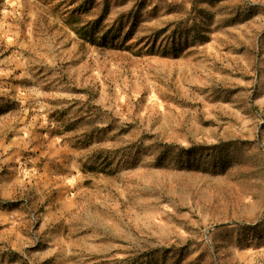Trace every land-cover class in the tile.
<instances>
[{
	"label": "rangeland",
	"instance_id": "rangeland-1",
	"mask_svg": "<svg viewBox=\"0 0 264 264\" xmlns=\"http://www.w3.org/2000/svg\"><path fill=\"white\" fill-rule=\"evenodd\" d=\"M107 1L0 0V264H264V0Z\"/></svg>",
	"mask_w": 264,
	"mask_h": 264
},
{
	"label": "trees",
	"instance_id": "trees-1",
	"mask_svg": "<svg viewBox=\"0 0 264 264\" xmlns=\"http://www.w3.org/2000/svg\"><path fill=\"white\" fill-rule=\"evenodd\" d=\"M94 3V0H87L86 6H81L77 9L79 11H76L73 15V19L71 21H68V24H70L72 30L80 37L87 38L88 40H92V34L94 32H103L100 39H103L105 36L110 34V28L103 29L100 27L99 24L102 23V20L108 15L109 13V5L107 0H101V7L98 11V14L94 18L81 20L80 16L87 12V8H90L92 4ZM142 4V3H141ZM140 4V5H141ZM83 5V3H82ZM139 3L133 5L129 9L125 11H121L119 13L118 19H117V27L116 31L122 30V28H126L127 30H132L136 27L138 23V7L140 6ZM86 10V11H85ZM104 30V31H103ZM112 34V33H111ZM197 150L194 148L192 150V154L195 153ZM220 162V161H219Z\"/></svg>",
	"mask_w": 264,
	"mask_h": 264
}]
</instances>
